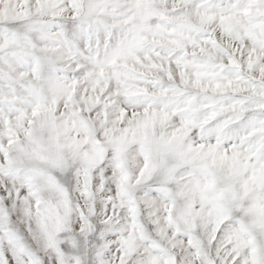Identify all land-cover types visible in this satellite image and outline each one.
Listing matches in <instances>:
<instances>
[{
	"label": "snow or ice",
	"instance_id": "obj_1",
	"mask_svg": "<svg viewBox=\"0 0 264 264\" xmlns=\"http://www.w3.org/2000/svg\"><path fill=\"white\" fill-rule=\"evenodd\" d=\"M0 264H264V0H0Z\"/></svg>",
	"mask_w": 264,
	"mask_h": 264
}]
</instances>
